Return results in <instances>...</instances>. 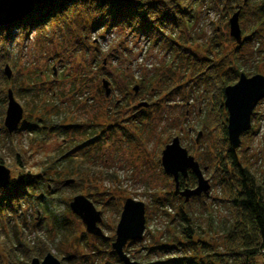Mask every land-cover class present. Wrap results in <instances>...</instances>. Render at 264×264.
I'll use <instances>...</instances> for the list:
<instances>
[{
  "label": "rangeland",
  "instance_id": "1",
  "mask_svg": "<svg viewBox=\"0 0 264 264\" xmlns=\"http://www.w3.org/2000/svg\"><path fill=\"white\" fill-rule=\"evenodd\" d=\"M255 1L248 0L245 6L247 12L252 9ZM196 12L197 19L193 23L192 30L195 35L203 34L196 45L199 44V49L204 53L202 45L207 40H215L218 36L217 40L225 50L223 55L226 57V63L229 64V59L232 58L230 51L233 42L224 33H221V28H219L228 17L224 15L222 18L221 15L210 10L203 12L196 9ZM240 22L241 29H245L244 32L248 31L250 26L248 18L245 16L244 20ZM215 29L218 31L217 36L214 35ZM55 30L57 31L56 34L52 36L50 30L46 31V36L50 35L49 37H40L33 32L29 40L25 42L21 52V46H18L20 38L14 29L13 38L15 41L9 46L13 63L6 64L10 65L13 73L12 78L16 75L17 81L25 73L30 72L32 76H36L38 72L44 71L40 80L44 86L40 85V88L42 87L48 91H58L56 98L67 109L75 111L76 121L81 120L88 124L92 121L95 122V113L100 107L104 110L109 107L110 114H117L118 111L115 109L117 102L123 103L122 106H126L128 102L130 108H132L133 105L140 102L152 104L154 99L157 103L161 101L157 97V92L154 90L149 91L146 86H142L136 95L133 88L135 85L139 86V84L131 82L136 79L140 80L142 75L152 78L158 66L163 78L161 80L163 86L169 85V79L165 75L171 76L172 74L167 66L174 69L173 77L177 82L180 81L188 85L180 89L179 95L176 94L172 97L170 95L159 104H155L153 108L150 106L146 109L138 107V109L132 110L133 115L128 118L131 125L127 126V129L132 132L133 129L138 128L139 132L137 131L133 135L139 141V147L124 139L121 140L124 136L122 133H118V138H116L117 131H107L106 136L101 137V140L103 139L102 145L93 146L92 149H96L89 155L91 159L84 160L81 157L82 165L87 168L81 180L72 179L75 181L74 183L65 184L64 187L60 185L57 193L53 195V199L47 200L46 209L39 208L35 203L22 207L16 217L15 228H13V225L1 224V257L6 255L4 247H13L18 244V241L34 244L41 239L50 249L49 253H52L62 264H73L76 258H80L81 254L86 253L85 249L89 250L83 242V244L78 245L79 241L77 240L81 231H85L84 224L78 216L72 213L70 207L69 211L66 210L65 200L70 197V203L77 195H85L101 211L103 224L100 223V227L106 235L112 238L110 243L116 239V229L126 199L131 198L145 203L146 229L144 236L133 244H127L125 248V250L129 249L130 253L127 252V254L132 260L141 264H163L167 260L180 259L184 254H191L193 252L191 249L174 252L171 255L163 253L149 254L144 249L145 243H140L146 238L147 243L150 240L166 243L169 240H174L172 239L173 235L182 237L183 228L180 224L181 212L179 206L184 199L173 201V206H167V212L158 208V204L154 201L156 193L164 195V192L175 185L171 176L172 180L164 175L161 156L165 146L170 144L176 137L180 139L181 145L189 151V154L194 156L200 163L202 170L207 168L203 172L205 178L211 184L209 196L202 195L199 198H191L188 202L184 201V204H182L191 225V237L195 236L197 240L204 241L209 245L204 248L199 243L197 252L205 263L208 262L207 254L209 252L211 255L214 252L223 255L228 254L232 245L228 240V235L232 231L233 219L230 214V206L225 201L219 200L222 198V190L219 184L214 186L216 182L208 166L209 160L206 156L207 144L210 139H215V135L219 134L217 131H213L212 136L205 128V124L210 122L208 111L212 105H218L219 101L216 97L210 98V96H213V89L210 86L201 85L193 89L195 84L193 81L199 76L198 69L174 58L172 52L167 48L153 46L145 35L137 34L127 27L114 26L109 29L102 27L99 32L96 31L91 34L88 44H95L96 48L99 49L98 54L100 56L109 54L110 51H113L114 55L110 57V62L106 64L105 72L100 69L99 64L97 66L93 63L89 66L90 76L86 79H79L78 65L71 62L70 55L71 52L73 56L78 51L79 44L71 37V40L69 39L67 42L59 34V30L56 28ZM243 38H245L244 33ZM56 53L61 54L56 56ZM218 58H220V54ZM76 59L77 56L74 60ZM78 59L91 60L92 55L79 54ZM172 62L174 63L171 64ZM258 63L262 65L256 67ZM238 67L244 72L247 71L249 77L254 75L256 71L264 73V41H253L247 44L246 52L238 63ZM117 69H119V72L115 76ZM52 70L55 77L50 74ZM112 71V77L115 78V81L117 79V83L113 82L109 76ZM61 73L65 75L60 76ZM12 78L9 80L8 86L10 88L8 90L11 89L14 92L13 87L17 83L12 81ZM104 79L110 81L111 84L112 93L108 98L102 85ZM129 82L132 85H130L128 92H123L127 90L126 87ZM61 91H63L62 94ZM15 97L24 108V101L16 95ZM133 97L136 99L135 104H133ZM87 98L89 99L86 100ZM6 109L7 104L5 108L0 100V121L3 113L5 119ZM149 111H152V127L149 124ZM140 112H142L141 114H147V116L142 117V120H140V116L135 117L136 113ZM124 113L125 110L122 112L123 116ZM254 113L257 116H252V128L250 130L252 132L242 136L239 154L243 156L246 163H250L252 172L263 182L264 99L256 106ZM65 115H57L54 120H61V123L64 124ZM24 119L19 129L10 135L11 138H7L3 132H0V157L4 162L1 163L0 161V164L8 167L12 176H17V174L28 170L38 171L39 169L40 171V168L45 166L47 157L64 147L61 145L64 137L56 138L53 134L48 141L41 142V145H31L33 134L26 129H22ZM69 119L72 118L69 117ZM106 122L107 126L116 125L117 119L108 118ZM162 145L165 146L160 152ZM75 146L70 145L69 148ZM17 153H20L26 160L27 165L25 168H21L16 164ZM76 190L90 193L93 197H89L84 193L73 194ZM62 197L65 199L63 200ZM47 198L49 197L47 196ZM120 205L122 209L119 214L116 208ZM65 219H76V223L80 222L76 235L71 229L68 230V233L60 234L63 227L59 223ZM57 222L59 223L56 224ZM171 227L172 229L169 230ZM90 240L92 243L94 242L93 239ZM3 242L6 243L5 246ZM97 243L95 242V244ZM97 245L100 251L108 250L106 246L100 243ZM216 258L214 256L210 257L211 260H216ZM5 260L3 257V261ZM196 262L200 261L197 259ZM215 262V264H220L217 261ZM75 264H80V262ZM98 264L118 263L113 256L105 254V257ZM258 264H264V251L258 258Z\"/></svg>",
  "mask_w": 264,
  "mask_h": 264
},
{
  "label": "trees",
  "instance_id": "2",
  "mask_svg": "<svg viewBox=\"0 0 264 264\" xmlns=\"http://www.w3.org/2000/svg\"><path fill=\"white\" fill-rule=\"evenodd\" d=\"M247 3L248 0H131L130 2L123 0H36L34 10L26 18L6 26H0V100L5 108L10 81L7 79L3 67L6 63H13L9 46L15 41L13 38L14 29L20 38L18 46H21V52L25 42L29 40L33 32L40 37H49L50 35L46 36V31L50 30L52 36L56 34V28L67 42L70 37L75 39L79 44V49L73 56L72 52L70 53L71 62L78 65L79 79H86L91 74L89 66L93 63L97 66L99 64L100 69L105 72L106 64L110 62V57L114 55L113 51H110L109 54L100 56L98 54L99 49L96 48L95 44H88L91 34L102 29V27L107 29L114 26L127 27L137 34L145 35L153 46L167 48L172 52L173 57L179 59L182 63L196 67L199 76L193 81L195 82L193 89L201 85L210 86L213 89V96H210V98L216 97L219 103L218 105H212L208 111L210 122L205 124V128L212 136L213 131H217L219 134L215 135V139H210L207 144L206 156L209 160L208 166L216 182L214 186L219 184L222 190V198L219 200L225 201L230 206L233 227L228 235V240L232 245L228 254L223 255L214 252L211 255L209 252L207 254L208 262L202 261L203 258L199 256L197 246L199 243L204 248L209 245L204 241L197 240L195 236L191 237V225L182 205L185 200L175 192L173 181V188L164 192V195L156 193L154 201L158 204V208L167 212V206H173V201L183 200L179 206L181 212L180 224L183 228L182 237L173 235L172 239L174 240H169L166 243L153 240L147 243L146 238L140 243H145L144 249L149 254L163 253L171 255L185 249H191L193 252L189 255H182L180 259L167 260L163 264H215V261L220 264H258V258L264 251V181L261 182L252 172L250 163L244 161L243 156L239 154V149H233L231 146L227 133L228 113L224 106V88L235 84L242 73L249 75L247 71L244 72L238 67V63L246 52L247 44L253 41H264V0H256L249 12L245 10ZM196 9L203 12L210 10L218 13L222 18L224 15L228 17L219 28H221V33H224L233 42L230 51L232 58L229 59V64L226 63V57L223 55L225 52L224 47L217 40V29L214 30V35L217 36L216 39L207 40L202 45L204 53L199 49L200 45H196L203 37V34L195 35L192 30L193 23L197 19ZM239 10L240 21L244 20L245 16L250 21L248 31L244 32L245 29L242 30L245 38L242 39L241 44H238L229 33V20ZM60 54L56 53V56ZM79 54L92 55V59L80 60L78 59ZM219 54L220 58H218ZM76 56L77 59L74 60ZM261 65L258 63L256 67ZM167 69L172 72L171 76L165 75L169 79V85L163 86L161 84L163 78L159 66L153 73L155 75L152 78L142 75L140 80L131 81L139 84V89L146 86L149 91L154 90L157 92V97L161 101L157 103L155 99L152 100V104H149L152 108L170 95L171 97L176 94L179 95L180 89L188 85L174 79L175 71L172 67L167 66ZM117 72H119V69L116 70L115 76ZM43 74L44 71L32 76V73L28 72L21 75L18 81L16 75L12 78V81L17 83V87H13L14 95L24 101L25 119L22 129H26L33 134L31 145H41V142L48 141L53 134L56 138L64 137L61 141V145L64 147L48 156L45 166L41 167L40 171L39 169L38 171L28 170L17 174V176H12L10 184L0 190V225H13V228H15L16 217L22 207L35 203L39 208L46 209L47 200L53 199V195L57 193L59 186L64 187L67 179L81 180L84 171L87 169L82 165V159H91L89 155L96 149H92L93 146L102 145L103 139L101 140V137L106 136L107 131H117L116 138H118V133H122L124 136L121 140L124 139L136 147L140 146L139 141L133 135L137 133L138 128L133 129L132 132L127 129V126L131 125L128 118L133 115L132 110L138 109L137 104L134 102L136 101L135 97H133V104L135 105L132 108H130L128 102L126 106H122L123 103L117 102L115 104L117 114H110L109 107L107 110L100 107L95 113V122L92 121L88 124L85 121H76L75 111L67 109L56 98L58 91H48L42 87V89L40 88V85L44 86L40 81ZM50 74L55 77L53 70ZM112 74L113 71L109 75L111 80L117 83V79L115 81ZM255 74L264 75L259 71H256ZM63 75L61 73L60 76ZM130 85L132 83L129 82L126 87L127 90L123 92H128ZM98 91L100 90L98 89ZM62 93L63 91H61ZM123 110H125L124 116L122 115ZM141 113H136L135 117L140 116V120H142L143 116H147L146 113ZM62 114H66L64 124L61 123V120H54L55 116ZM148 114L149 124L152 127V111H149ZM253 116L256 117L257 115L254 113ZM69 117L72 119L68 120ZM108 118H113V120L116 118V125L107 126L106 123H110L106 122ZM0 132H3L7 138H11L4 126V113L0 121ZM70 145L76 146L69 148ZM165 145L161 146L160 152ZM81 157L83 158L81 159ZM0 161L4 163L1 157ZM16 164L21 168H25L27 165L26 160L20 153L16 154ZM161 171H163L162 168ZM164 175L172 180L170 176L165 173ZM196 184L197 178L192 172L189 173L187 178L180 177V187L182 189L193 188ZM77 193H84L89 197H93L90 193L78 190L73 194ZM194 198L199 197H193L192 199ZM62 199L65 198L62 197ZM69 200H71L70 197L65 200L66 210L68 211ZM121 209V205L116 208L119 214ZM69 213L71 214V212ZM59 224L63 227L60 234L68 233V230L71 229L76 235L77 228L80 226V222L76 223V219H65ZM171 229L172 227L169 230ZM90 239H93L94 242L92 243ZM77 240L79 241L78 245L84 243L89 250L84 248L86 253L81 254L80 258H76L73 264L77 262H80V264H98L105 257V254L113 256L115 261L121 264L112 250L110 242H105L94 236L90 237L84 230L81 231ZM95 242L106 246L108 250L100 251L98 243L95 244ZM134 242L130 241L128 245ZM17 243L13 247H4L6 255H3V257L6 260L3 261V257L0 255V264H30L33 258L42 260L50 252L46 243L41 239L34 244L25 241H18ZM3 244L6 245L5 242ZM125 252L130 253L129 249H126ZM211 256L217 257L216 260H211ZM197 259L200 262L197 263Z\"/></svg>",
  "mask_w": 264,
  "mask_h": 264
},
{
  "label": "water",
  "instance_id": "3",
  "mask_svg": "<svg viewBox=\"0 0 264 264\" xmlns=\"http://www.w3.org/2000/svg\"><path fill=\"white\" fill-rule=\"evenodd\" d=\"M36 0H0V26H6L26 18L34 10ZM130 2L131 0H123ZM230 36L238 44L242 43L243 34L240 25V10L235 12L229 20ZM4 73L8 79L12 78V70L9 64L4 67ZM56 73V72H55ZM103 88L106 96L112 93L110 81L103 80ZM137 95L139 86L133 88ZM224 106L228 113L227 133L228 139L233 149H240L242 136L252 128V116L256 106L264 99V75L255 74L247 76L242 73L239 80L224 88ZM139 108H148V102L137 104ZM24 108L16 100L14 92L9 89L7 92V109L4 119V126L7 132L12 135L19 128L24 119ZM161 165L164 172L171 176L175 183V192L188 202L193 197L209 196L211 184L205 178L200 163L189 151L184 148L178 137L167 144L162 151ZM192 172L197 178L194 188L180 187V177L187 178ZM12 179L11 170L5 165L0 164V190L7 187ZM72 179L66 180L65 184L74 183ZM70 210L78 216L85 226V231L89 235L101 238L105 242L112 241L100 227L102 213L94 203L85 195H77L69 203ZM146 229V205L141 201L131 198L126 199L123 204L121 217L116 229V239L111 243L112 250L117 255L121 264H141L134 261L125 252V247L130 241L141 240ZM30 264H62L52 253H48L43 260L33 258Z\"/></svg>",
  "mask_w": 264,
  "mask_h": 264
},
{
  "label": "bare ground",
  "instance_id": "4",
  "mask_svg": "<svg viewBox=\"0 0 264 264\" xmlns=\"http://www.w3.org/2000/svg\"><path fill=\"white\" fill-rule=\"evenodd\" d=\"M8 80H10V79H8Z\"/></svg>",
  "mask_w": 264,
  "mask_h": 264
}]
</instances>
